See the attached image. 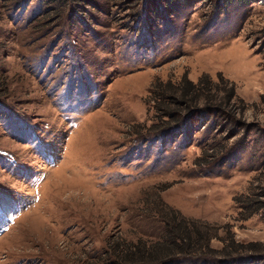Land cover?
I'll use <instances>...</instances> for the list:
<instances>
[{
  "label": "rangeland",
  "instance_id": "1",
  "mask_svg": "<svg viewBox=\"0 0 264 264\" xmlns=\"http://www.w3.org/2000/svg\"><path fill=\"white\" fill-rule=\"evenodd\" d=\"M204 77L231 116L159 134ZM262 189L264 0H0V264H120L165 206L215 235L169 264H264Z\"/></svg>",
  "mask_w": 264,
  "mask_h": 264
},
{
  "label": "trees",
  "instance_id": "2",
  "mask_svg": "<svg viewBox=\"0 0 264 264\" xmlns=\"http://www.w3.org/2000/svg\"><path fill=\"white\" fill-rule=\"evenodd\" d=\"M60 1L67 2L68 0ZM167 87H170V93L164 94L165 96L161 94L162 97H156V101H159L158 103H167L174 106L173 110L161 109L157 107L159 106L157 104L154 106L156 119L162 121V119L166 118V123L172 122L170 126L157 131L161 135L166 132L180 130L184 127L186 121H191L196 117H218L225 119V117L231 116V114L222 107L220 101L216 105L214 102L218 100L213 98L210 99L209 97L211 96H206L207 94L204 97L202 96V93H210V91H212L211 82L207 77L201 78L196 84L183 80L173 87L167 84ZM223 97H225L226 105L235 99L232 85L227 88L226 95L222 96V98ZM200 101H203V105L200 104ZM260 198L264 199V189L261 190L260 194L254 195L252 200H248V205L253 207L250 215L257 214L259 211L264 212V200H259ZM165 209L169 211V213L162 210L160 211V218L166 229L163 241L151 244L140 241L127 245L117 244L112 247V249L110 247L112 254L119 260L120 264H169L176 257H202L206 252L216 253L210 248L209 244L215 235L201 228L202 226L208 227L206 224L187 220L178 212L170 210L166 206ZM198 225H201V227H198ZM231 247H233V249H231ZM256 247H258V244L241 245L234 244V242L231 241L217 253L229 257L232 253L247 252L251 253L249 256L246 255L250 257L253 255L252 253H254ZM255 256L253 255V257Z\"/></svg>",
  "mask_w": 264,
  "mask_h": 264
}]
</instances>
